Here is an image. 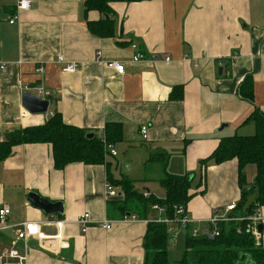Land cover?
I'll return each instance as SVG.
<instances>
[{
	"label": "crops",
	"instance_id": "1",
	"mask_svg": "<svg viewBox=\"0 0 264 264\" xmlns=\"http://www.w3.org/2000/svg\"><path fill=\"white\" fill-rule=\"evenodd\" d=\"M19 1L0 0V142L43 125L48 111L101 139L108 123L120 124L122 140L113 145L117 156L105 152L104 164L73 163L63 170L55 168L50 144L14 147L0 162V209L11 210L0 232L5 244L15 238V226L34 222L42 232L29 241L27 264H144L147 225L160 214L151 210L144 220L135 209L125 212L118 206L125 197L120 186H114L120 197L107 195L109 178L151 183L166 172L191 174L187 210L199 226L216 209L240 202L238 161L202 162L222 139L254 135L256 123L248 119L255 110L264 115V0L117 2L116 33L109 38L88 30L87 21L104 16L87 13L86 0H30V10L10 24ZM132 44L144 60L132 61L138 52ZM102 60L124 62L125 74ZM68 63L76 72L62 70ZM37 85L53 93L46 113L33 114L22 102L25 88ZM178 88L183 98H171ZM242 91H252L254 103ZM154 154L168 157L166 168L150 162ZM256 172L255 165L246 168L248 188ZM29 193L61 202L63 213L45 214L28 202ZM86 213L95 223L83 233L78 219ZM260 215L264 247V207ZM107 221L110 230L101 226ZM171 230L175 241H185L184 232Z\"/></svg>",
	"mask_w": 264,
	"mask_h": 264
},
{
	"label": "trees",
	"instance_id": "2",
	"mask_svg": "<svg viewBox=\"0 0 264 264\" xmlns=\"http://www.w3.org/2000/svg\"><path fill=\"white\" fill-rule=\"evenodd\" d=\"M145 0H86V12L98 11L104 18L99 21H87L88 30L101 38L113 37L116 33L114 20L115 12L113 3H134ZM180 94H172L173 99H182ZM241 96L254 103L252 91H242ZM256 123V132L252 136L234 135L221 140L218 148L202 164L213 162L222 164L230 160L238 161L239 183L243 189L240 202L236 210L229 214L230 220L217 223L216 229L219 236L209 238L207 236L193 237L191 228L180 230L176 224L159 222L157 219L150 221L144 238L145 261L144 264H171L169 259V244L175 241V233L172 228L185 233V247L177 264H264V247L257 244L250 232L252 225L249 217L258 208L264 207V115L255 110L248 119ZM90 134L86 130L67 124L60 114L55 113L43 125L31 126L21 131L17 137H10L0 142V162L13 154L14 147L26 144H50L53 149L55 168L63 170L73 163L86 165H100L106 162L105 146L101 138ZM105 138L108 144L114 145L122 140V128L120 124L108 123L105 129ZM168 157L165 154H154L150 162L159 163L166 168ZM256 166L254 183L249 186L246 179V168ZM192 175H173L166 172L160 184L166 191L163 199H157L150 195L144 197L134 188V182L128 178L120 180L109 178L113 186H120L124 194V200L118 204L125 212L132 209L144 220L152 206L165 207V216L175 219L176 209L184 206L187 208L192 199L190 189ZM258 192L256 203L244 214L242 208L247 198ZM213 226H211L210 229Z\"/></svg>",
	"mask_w": 264,
	"mask_h": 264
},
{
	"label": "built area",
	"instance_id": "3",
	"mask_svg": "<svg viewBox=\"0 0 264 264\" xmlns=\"http://www.w3.org/2000/svg\"><path fill=\"white\" fill-rule=\"evenodd\" d=\"M31 1L30 0H20L17 7L16 12L10 20V24H15L20 19V13L23 11L30 10ZM132 49L138 51L134 56L133 62H140L146 58L145 54L139 51L138 45L132 44ZM98 57L102 59V53L98 52ZM58 62L64 63L65 59L63 56L58 57ZM163 60L166 62L171 61V57L165 55ZM102 63L106 64L108 67L114 69L118 74L123 75L126 72V66L124 62H120L117 60H102ZM2 69H5V64H3ZM64 72L74 73L76 72V65L73 63H68L62 69ZM38 73L42 74L44 72V66L38 67ZM25 92L31 93L42 100L49 101V105L51 100L53 99V93L45 88L42 85H37L33 88L26 87ZM49 110V109H48ZM50 117H53L55 113L53 111H48ZM149 128L147 125H143L140 127V134L143 140L148 139ZM102 141L105 146V152L109 153L113 156H117V152L114 149V146L108 144L105 138H102ZM106 192L109 198L120 197V194L116 190V188L108 182L106 185ZM148 194H145V197H148ZM237 204H232L227 206L224 210L216 209L213 213L212 218L204 225L199 226L200 223L196 222L189 214L187 208L184 206L175 208L176 215L175 219L171 220L170 218L165 216V207L159 205L152 206V210L158 212L160 217L156 218L159 222H164L167 224H176L180 230L186 231L188 228H191L192 236H207L209 238H214L219 236L220 232L216 229L217 223L230 220L228 218L229 214H231L234 210H236ZM260 209L258 208L255 213L249 217L252 225L250 226V232L255 239L257 244L261 243L262 240V232L259 230V225L261 223V215ZM224 211V212H223ZM11 210L8 207H2L0 209V232L7 228L6 221L8 216L10 215ZM136 219V216H133ZM95 222L91 219L90 214L86 213L82 215L78 219V224L80 225L82 232L86 233L88 229L94 225ZM103 228L110 230L112 228L111 222H104L101 225ZM213 226V229H210ZM14 231L16 232L15 238H13L9 244H5L4 240L0 238V264H27L28 259V251H29V241L31 239H38L41 235V226L38 223L34 222H25L19 226H15ZM176 237V235H175Z\"/></svg>",
	"mask_w": 264,
	"mask_h": 264
},
{
	"label": "water",
	"instance_id": "4",
	"mask_svg": "<svg viewBox=\"0 0 264 264\" xmlns=\"http://www.w3.org/2000/svg\"><path fill=\"white\" fill-rule=\"evenodd\" d=\"M22 102L24 107L33 114L46 113L49 108V101L42 100L39 97L28 92H25L23 94ZM89 137L90 138L93 137V134H90ZM192 179L193 176L190 177V180ZM257 199H258V192H254L247 198L242 208L244 214H246L249 211V209L256 203ZM27 200L32 206L41 209L47 215H55V214L63 213L64 207L61 202H57V203L49 202L35 193H29ZM259 230L262 232L261 226H259Z\"/></svg>",
	"mask_w": 264,
	"mask_h": 264
},
{
	"label": "rangeland",
	"instance_id": "5",
	"mask_svg": "<svg viewBox=\"0 0 264 264\" xmlns=\"http://www.w3.org/2000/svg\"><path fill=\"white\" fill-rule=\"evenodd\" d=\"M113 164H115V162L112 161ZM121 171H122V168H121ZM135 179V183H134V187H136V189L140 192H145L147 190L151 191L154 195H155V198L157 199H163L162 198V192H163V187L162 185L160 184V182H151V183H148V181L146 182L145 180L143 179H138V178H134ZM247 182V181H246ZM152 194V195H153ZM176 243L174 242H171L169 244V259H170V262L171 264H177V261L180 260L182 254H180V251L183 252L184 250V238L181 237L179 240L175 241Z\"/></svg>",
	"mask_w": 264,
	"mask_h": 264
}]
</instances>
